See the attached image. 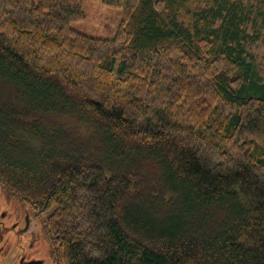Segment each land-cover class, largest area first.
<instances>
[{
  "label": "trees",
  "instance_id": "1",
  "mask_svg": "<svg viewBox=\"0 0 264 264\" xmlns=\"http://www.w3.org/2000/svg\"><path fill=\"white\" fill-rule=\"evenodd\" d=\"M0 0V184L54 264H264V0Z\"/></svg>",
  "mask_w": 264,
  "mask_h": 264
},
{
  "label": "rangeland",
  "instance_id": "2",
  "mask_svg": "<svg viewBox=\"0 0 264 264\" xmlns=\"http://www.w3.org/2000/svg\"><path fill=\"white\" fill-rule=\"evenodd\" d=\"M211 0H190L183 8L180 20L188 25L197 7L204 8ZM85 20L73 22L71 27L90 37L113 39L123 20L120 9L104 6L100 0H82ZM256 5L257 0H252ZM247 32L254 37L247 40L246 49L254 57L260 75L264 78V23L261 19L249 22ZM32 207L14 196L0 184V264H16L38 261L41 264H54L44 223L48 213L35 216ZM36 214V213H35ZM34 231V232H31Z\"/></svg>",
  "mask_w": 264,
  "mask_h": 264
},
{
  "label": "flooded vegetation",
  "instance_id": "3",
  "mask_svg": "<svg viewBox=\"0 0 264 264\" xmlns=\"http://www.w3.org/2000/svg\"><path fill=\"white\" fill-rule=\"evenodd\" d=\"M31 232H34V231H31ZM1 237H2V236H1V231H0V238H1ZM1 253H3V252H1V248H0V257H1V255H2ZM36 262H38V261L25 262V260H24V261L22 260V261L20 262V261L18 260V262H16V264H36Z\"/></svg>",
  "mask_w": 264,
  "mask_h": 264
},
{
  "label": "water",
  "instance_id": "4",
  "mask_svg": "<svg viewBox=\"0 0 264 264\" xmlns=\"http://www.w3.org/2000/svg\"><path fill=\"white\" fill-rule=\"evenodd\" d=\"M36 264H41V262H36Z\"/></svg>",
  "mask_w": 264,
  "mask_h": 264
}]
</instances>
